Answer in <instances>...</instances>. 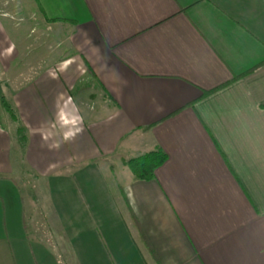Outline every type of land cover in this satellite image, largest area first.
<instances>
[{"label":"crops","instance_id":"1","mask_svg":"<svg viewBox=\"0 0 264 264\" xmlns=\"http://www.w3.org/2000/svg\"><path fill=\"white\" fill-rule=\"evenodd\" d=\"M31 1V49L0 15V264H264V0Z\"/></svg>","mask_w":264,"mask_h":264},{"label":"rangeland","instance_id":"2","mask_svg":"<svg viewBox=\"0 0 264 264\" xmlns=\"http://www.w3.org/2000/svg\"><path fill=\"white\" fill-rule=\"evenodd\" d=\"M34 9H35V7L32 5L31 0H0V15H3V14L7 15L5 18H3V20L6 23L10 33L15 35L14 36L15 39L18 41L20 40L18 43V45L20 47L24 43H26L25 46L29 47V49H31V46L33 47L35 45L33 42V41H35V39H34L35 33H33V32L36 30V28L39 30L38 35L40 38L43 39V37H45L46 41L48 39V36H46V34H48V31L50 32V30L48 29L46 24L41 20V18L39 16H37V14L36 15L31 14ZM66 33L68 35V32H65L63 29H59V31L57 33V39L58 40H64ZM25 37H26V39H27V37H29V39L23 40ZM35 54H37V53L29 54V59H26V58L22 59L23 55L21 54V56L18 57V59H15L13 61V65H12V67H10V70L8 71L9 76H10L9 77L10 78L9 79L10 84H8L7 87L9 86L12 89L13 85L11 83V77L17 76V73H19L20 71H23V70L26 71V69H28L27 72L29 74L27 77L32 75V73H33L32 64L35 60V59H33ZM46 65H48V64L46 63ZM41 67H43V65ZM5 76L6 75L4 74V72H2V70L0 69V82L2 80H5L3 78ZM17 82H21V80H18ZM110 161H113L114 163H117V162L120 164L122 163L120 161L115 162V159H111ZM123 167H124L123 163H122V168L120 166L114 164V170H112V173L113 174L119 173L120 169H123ZM21 175H22V177H25V179H31V176H29L27 174H25V175L21 174ZM102 175H103V173H102ZM103 177H105V176L103 175ZM106 177H108L107 174H106ZM93 178H94V180H92V181H95L94 186L99 185L98 181H100L102 178L97 173L93 175ZM78 183L82 186H84V184H87L85 182V180H83V178H80V181H78ZM62 184L65 185V182H62ZM75 194L76 193H74V195ZM56 195L57 196L58 195L65 196V189L61 188L60 192L56 191Z\"/></svg>","mask_w":264,"mask_h":264},{"label":"trees","instance_id":"3","mask_svg":"<svg viewBox=\"0 0 264 264\" xmlns=\"http://www.w3.org/2000/svg\"><path fill=\"white\" fill-rule=\"evenodd\" d=\"M211 92L212 91L206 92L204 96ZM4 102L11 118L18 124V140L20 142V145L24 147L26 144V135L24 132V128L20 124L19 117L17 116L13 106L7 100H5ZM262 107L264 108V104L262 105ZM167 160L168 154L161 148H159L129 159L127 161V166L137 179L149 181L155 179L157 169L164 163H166ZM142 238L146 243H148L147 239L144 236H142Z\"/></svg>","mask_w":264,"mask_h":264}]
</instances>
